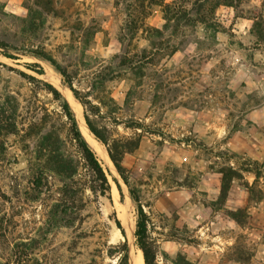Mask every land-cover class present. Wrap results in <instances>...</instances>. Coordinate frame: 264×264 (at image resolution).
Instances as JSON below:
<instances>
[{"label": "rangeland", "instance_id": "obj_1", "mask_svg": "<svg viewBox=\"0 0 264 264\" xmlns=\"http://www.w3.org/2000/svg\"><path fill=\"white\" fill-rule=\"evenodd\" d=\"M116 1L0 0V42L7 45L0 47V264H118L109 252L124 241L129 248L124 225L130 218L139 249L129 188L87 142L111 188L105 197L91 191L92 176L70 134L62 109L68 101L57 81L72 91L32 53L52 56L75 87L88 92L99 70L94 59L122 53L115 37L130 3L118 0L117 8ZM193 1L180 4L191 10ZM262 1L250 4L264 16ZM212 4L162 39L137 34L133 52L152 53V80L137 86L120 71L90 96L100 109L93 120L113 137L134 136L129 121L143 126L140 148L123 164L150 216L157 264H264V22L254 28L232 9ZM146 24L163 29L161 11ZM82 25L100 30L94 41L78 29ZM82 114L85 120L83 107ZM61 156L75 171L71 185L79 208L67 207L64 215L56 210L65 181L55 172ZM223 169L236 173L226 197ZM121 204H127L123 220Z\"/></svg>", "mask_w": 264, "mask_h": 264}, {"label": "trees", "instance_id": "obj_2", "mask_svg": "<svg viewBox=\"0 0 264 264\" xmlns=\"http://www.w3.org/2000/svg\"><path fill=\"white\" fill-rule=\"evenodd\" d=\"M212 1V8L214 10L221 7L232 8L234 10L235 17H248L253 20L254 28L258 27L259 23L264 22L262 14L259 13V8L250 4V0H194L192 2L193 9L191 10H188L185 5H181V0H173L170 3L166 0H129V12L126 13V18L119 28L120 32L115 37L121 46L122 53L114 55L110 60H105L103 58L100 60L98 58L94 59L98 63L99 70L94 74L90 82L89 91L85 93L75 87L73 76L70 75L66 68L61 67L52 56L44 51L32 52L37 58L49 62L55 71L62 76L65 84L70 88L75 98L84 108V117L89 130L97 138V140L106 147L111 162L121 179L129 188L130 195L137 206L135 238L139 249L142 251L144 264H157V251L155 249V243L149 232L150 216L145 212L139 196L131 187V179L123 164L125 155L134 154L140 148L142 135L138 131H143V126L140 122H136L135 120L129 121L126 123V126L136 130V134L131 137H113L107 127L98 126L93 120V115H97L100 109L94 104V102L91 101L90 96L94 91L103 88L106 83L112 82L116 80V78L121 77L120 71L128 72L126 79L131 82L133 81L137 86H143L152 80V75L148 73L149 66L152 65V53L147 48H143L139 52H133L134 41L137 34L139 32H144L162 39L165 33L169 31L170 27L178 28L179 22L187 16L192 17V13L194 12L201 14L205 6ZM115 4L117 8L120 7L118 0ZM246 5L248 8L245 7ZM262 5L264 7V1ZM155 8H160L162 10L165 20L163 29L153 28L146 24L147 19ZM198 21L203 22L199 18ZM84 27L85 26L82 25L78 29H84L85 35L88 34L89 39L92 37V40L94 41L95 36L100 30H95V28L91 26ZM263 28L264 27H262V29ZM262 35L264 37V29ZM88 41H90V47L91 40ZM153 41L150 42L151 48L154 50L160 49ZM0 47L6 48L7 45L0 42ZM46 86L50 87L54 95L61 99V96L56 89L52 88L49 84H46ZM156 89H159V87ZM131 91H133V88H131ZM130 95H132V93H128L127 99ZM110 99L112 101L114 100L113 98ZM62 109L67 119L71 122L70 134L72 135V139L83 157L86 168L92 176L90 189L93 193H97L105 197L111 190L105 170L95 152L89 146L87 141L84 139V136L78 129L73 111L65 100L62 102ZM68 166L69 164L62 158V156L60 159L57 158L55 160V172L65 179L63 187L60 189V205L56 209L57 212L62 215L66 214L65 208L70 206L74 207L75 211L79 210L78 206L75 204L76 202H74L76 192L73 191V187L71 185V183H73L72 177L75 174V171L71 170V168H69L70 166ZM220 172L223 175L222 196L226 197L230 190L233 177L236 173L233 169H223ZM245 187L251 192L252 187L249 183H246ZM233 219L240 224L239 219L234 216ZM114 221L121 230L122 234L125 235L120 220L115 217ZM112 249L113 251L109 253H111L112 256H117L118 264H130L127 241L112 246Z\"/></svg>", "mask_w": 264, "mask_h": 264}, {"label": "bare ground", "instance_id": "obj_3", "mask_svg": "<svg viewBox=\"0 0 264 264\" xmlns=\"http://www.w3.org/2000/svg\"><path fill=\"white\" fill-rule=\"evenodd\" d=\"M56 85L58 86V88L61 89V91L64 94L66 100L68 101L71 109L73 110V113L75 114V117H76V121L78 122L80 129H81L85 139L87 140V142L90 144V146L93 148V150L97 153V155L101 158V160L106 164L108 169L111 172H115L114 166H113L109 156H107L105 149L103 148L101 142H99L97 140V138L93 136V134L89 130L87 124L85 123V120H84L83 114H82V107L79 104V102H77V100L74 98L72 93L68 90V88L63 86L60 83V81H57ZM126 205L121 204V212H120V217H119L120 220H123L122 213L125 212V210H127ZM130 219L131 220H130L129 224L124 225V227H127L126 233L128 236L127 240L129 242L130 257H131L130 264H144L142 252L135 247V243H134V227H133L134 226V218H130ZM121 222H123V221H121ZM136 253L138 254L137 256H135Z\"/></svg>", "mask_w": 264, "mask_h": 264}, {"label": "crops", "instance_id": "obj_4", "mask_svg": "<svg viewBox=\"0 0 264 264\" xmlns=\"http://www.w3.org/2000/svg\"><path fill=\"white\" fill-rule=\"evenodd\" d=\"M168 3H170V2H172L173 0H171V1H169V0H166ZM264 1V0H263ZM263 1L262 2H260V6L262 7L263 5ZM257 6V5H256ZM222 8V7H221ZM224 8V7H223ZM226 8H229V7H226ZM230 9H232V8H230ZM155 10H160L161 11V13H162V10L160 9V8H155L154 10H153V12L155 11ZM233 10V9H232ZM152 12V13H153ZM152 13H151V15L149 16V18L152 16ZM233 13H234V10H233ZM163 14V13H162ZM234 15H235V13H234ZM237 19H242V20H249V21H251L252 22V27H253V20H251V19H249L248 17H236ZM263 18H264V16H263ZM163 19H164V17H163ZM165 21V20H164ZM165 25V24H164ZM153 28H157V27H153ZM159 29V28H158ZM264 29V28H263ZM263 43V45H264V41L262 42ZM263 48H264V46H263ZM160 201V200H159Z\"/></svg>", "mask_w": 264, "mask_h": 264}, {"label": "water", "instance_id": "obj_5", "mask_svg": "<svg viewBox=\"0 0 264 264\" xmlns=\"http://www.w3.org/2000/svg\"><path fill=\"white\" fill-rule=\"evenodd\" d=\"M142 252V251H141ZM143 260H144V258H143Z\"/></svg>", "mask_w": 264, "mask_h": 264}]
</instances>
